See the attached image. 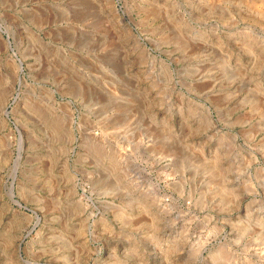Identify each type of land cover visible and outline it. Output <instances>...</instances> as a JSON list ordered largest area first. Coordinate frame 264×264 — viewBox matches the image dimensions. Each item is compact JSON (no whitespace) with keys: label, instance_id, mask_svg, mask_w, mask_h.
I'll return each mask as SVG.
<instances>
[{"label":"rangeland","instance_id":"374dc122","mask_svg":"<svg viewBox=\"0 0 264 264\" xmlns=\"http://www.w3.org/2000/svg\"><path fill=\"white\" fill-rule=\"evenodd\" d=\"M0 264H264V0H0Z\"/></svg>","mask_w":264,"mask_h":264},{"label":"water","instance_id":"95a60500","mask_svg":"<svg viewBox=\"0 0 264 264\" xmlns=\"http://www.w3.org/2000/svg\"><path fill=\"white\" fill-rule=\"evenodd\" d=\"M21 68H22V71H23V64H22V62H21ZM17 98V97H16ZM5 114H6V116L7 117H9V112L6 110V112H5ZM11 194H12V196L14 197V194H13V190L11 189ZM16 202V201H15ZM19 202V201H18ZM16 202L20 207H22V204L19 202ZM30 233V232H29Z\"/></svg>","mask_w":264,"mask_h":264}]
</instances>
